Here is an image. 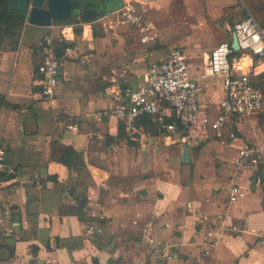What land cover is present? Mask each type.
Wrapping results in <instances>:
<instances>
[{
  "label": "crops",
  "instance_id": "crops-1",
  "mask_svg": "<svg viewBox=\"0 0 264 264\" xmlns=\"http://www.w3.org/2000/svg\"><path fill=\"white\" fill-rule=\"evenodd\" d=\"M89 1L86 8L99 15L96 21L90 13L72 31L75 20L52 26L26 20L18 48L0 49V93L19 105L0 108V134L14 170L12 178L0 179V264H161L152 253L163 241L172 243L176 254L167 264H264V164L233 167L244 145L264 149V109L251 118H232L222 138L188 145L190 162L184 160V144L165 141L151 117L156 127L142 129L138 140L118 118L94 117L113 100L108 87L114 71L127 69L119 80L134 87L176 45L184 47L198 76L216 37L233 41L234 24L217 20L239 0H182V11L168 6L169 0H138L143 17L158 28L157 40L147 44L138 30L113 26L117 17L110 13L126 0ZM62 25L71 38L64 46L78 45L79 51L65 61L52 103L42 96L38 41L45 34L60 35ZM232 59L261 83L264 64L242 53ZM201 84L199 100L213 111L225 94L222 79ZM74 123L78 130L68 127ZM120 124L127 136H119ZM53 140L77 150L72 165L51 157ZM92 167L103 171L100 178ZM232 183L244 190L236 202L227 190ZM220 212L237 229L225 232L206 255L198 218Z\"/></svg>",
  "mask_w": 264,
  "mask_h": 264
},
{
  "label": "built area",
  "instance_id": "built-area-1",
  "mask_svg": "<svg viewBox=\"0 0 264 264\" xmlns=\"http://www.w3.org/2000/svg\"><path fill=\"white\" fill-rule=\"evenodd\" d=\"M110 14H116L117 17L113 26L138 30L142 43L157 40V25L143 17L138 0H126L120 9ZM82 24L81 18L76 19L71 25L72 31ZM61 27L60 35L45 34L38 41L42 53V60L38 65L42 96L52 103L56 99L65 61L79 51L78 45L60 46L71 39L66 25ZM231 31L237 37L242 58L251 55L257 65L264 64V25L248 11L243 19L234 24ZM235 51L230 40L218 43L207 54L196 77L182 45L174 46L163 60L152 63L147 68L143 81L134 87L123 86L119 80V75H124L127 69L114 71L108 87L113 100L106 109L95 112L94 117L99 122L118 118L126 124L132 140H138V135L142 133V128L136 122L143 117H151L165 141L192 145L222 138L232 118H251L264 109V90L252 72L236 68L232 59ZM79 55L84 63L85 56ZM210 77L222 79L225 93L213 111L199 100L201 81ZM68 127L78 130L79 124H69ZM231 136L235 137L234 134ZM7 156L8 143L0 134V173L10 174L14 171ZM260 164H264V149L249 144L240 148L239 155L233 161V167L237 169ZM14 181L22 182V178L15 177ZM227 190L232 202H236L244 193L243 188L235 183ZM198 224L205 228L200 248L206 255L211 254L225 232L237 229L235 225L228 224V216L224 212L203 214L198 218ZM152 255L161 264L172 263L176 259L173 244L169 241L157 244ZM133 264L148 263L135 261Z\"/></svg>",
  "mask_w": 264,
  "mask_h": 264
},
{
  "label": "trees",
  "instance_id": "trees-1",
  "mask_svg": "<svg viewBox=\"0 0 264 264\" xmlns=\"http://www.w3.org/2000/svg\"><path fill=\"white\" fill-rule=\"evenodd\" d=\"M11 0H0V49H16L18 48L20 37L27 20L25 12L15 10L10 6ZM61 43L60 46H64ZM62 49V48H61ZM239 51H235L232 57L240 56ZM264 73L260 75L261 83H264ZM260 82V81H259ZM261 83L259 85L261 86ZM19 107V105H13L8 102L5 95L0 93V108L3 106ZM137 125L146 130L149 128H155L150 118L143 117L137 120ZM119 136H127L125 125L120 124ZM78 154L77 150L70 145H62L59 142L53 140L51 143V157L59 162H62L68 166L72 165L73 158ZM14 175L7 173H0V179H10Z\"/></svg>",
  "mask_w": 264,
  "mask_h": 264
},
{
  "label": "water",
  "instance_id": "water-1",
  "mask_svg": "<svg viewBox=\"0 0 264 264\" xmlns=\"http://www.w3.org/2000/svg\"><path fill=\"white\" fill-rule=\"evenodd\" d=\"M77 2L81 3L82 0H77ZM10 6L15 10L25 12L28 21L38 26H52L54 23L67 22L74 17L76 10L75 0H11ZM232 46L239 51L240 46L236 35L233 36ZM184 160L190 162L188 144H184ZM92 170L98 178L103 174V171L96 167H92ZM190 171L193 177L194 163H191ZM19 220V217H16V221L19 222Z\"/></svg>",
  "mask_w": 264,
  "mask_h": 264
},
{
  "label": "rangeland",
  "instance_id": "rangeland-1",
  "mask_svg": "<svg viewBox=\"0 0 264 264\" xmlns=\"http://www.w3.org/2000/svg\"><path fill=\"white\" fill-rule=\"evenodd\" d=\"M179 1H182V0H169L167 3L168 6H171L173 9L174 8H178L179 10L181 9L179 7L180 3ZM239 4H234V5H230L228 7H226V9H224V15L220 16L219 17V20L217 21H220L221 24H225L226 22H231L232 24H235L237 21L243 19L245 17V12H251L257 19L258 21L264 25V0H239L238 1ZM237 2V3H238ZM156 4H163L162 3V0H158V3ZM91 5V2L89 0L87 1H82L81 3L80 2H77V0H75V12H74V17L73 18H70L69 21L67 22H70V21H74L75 19H78V18H81L82 21L84 22L86 16L93 14L94 12L93 11H90V9H87L86 7L87 6H90ZM141 5V4H140ZM144 5H141V12H143L144 10ZM146 6V5H145ZM238 7V8H237ZM209 8L211 9V13L215 15L214 13V9H213V5H210ZM182 11V9H181ZM190 11L192 13H195V17L198 19L197 23H200V16H199V12L196 11V7H190ZM80 16V17H79ZM90 16H95V14L93 15H90ZM99 18V15H96L94 18H93V21L97 20ZM91 20V19H90ZM217 21L216 22H213V26L212 27H216L217 28ZM58 23H61V22H58ZM200 26H202V24H200ZM187 29H184L183 31H185ZM216 43L218 44V42H221V41H224L226 40V37H219L217 36L216 37ZM181 45V44H179ZM204 47H207L204 45Z\"/></svg>",
  "mask_w": 264,
  "mask_h": 264
},
{
  "label": "flooded vegetation",
  "instance_id": "flooded-vegetation-1",
  "mask_svg": "<svg viewBox=\"0 0 264 264\" xmlns=\"http://www.w3.org/2000/svg\"><path fill=\"white\" fill-rule=\"evenodd\" d=\"M82 1H87V0H82ZM80 17V16H79Z\"/></svg>",
  "mask_w": 264,
  "mask_h": 264
}]
</instances>
